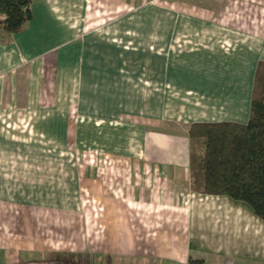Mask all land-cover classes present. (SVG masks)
<instances>
[{"label": "crops", "instance_id": "obj_1", "mask_svg": "<svg viewBox=\"0 0 264 264\" xmlns=\"http://www.w3.org/2000/svg\"><path fill=\"white\" fill-rule=\"evenodd\" d=\"M31 2L0 29V264H264V221L193 192L189 135L248 123L264 1Z\"/></svg>", "mask_w": 264, "mask_h": 264}, {"label": "trees", "instance_id": "obj_2", "mask_svg": "<svg viewBox=\"0 0 264 264\" xmlns=\"http://www.w3.org/2000/svg\"><path fill=\"white\" fill-rule=\"evenodd\" d=\"M31 0H0V29L22 32L32 21ZM193 192L248 205L264 221V63L257 71L247 124L197 123L190 127ZM190 264H204L190 260Z\"/></svg>", "mask_w": 264, "mask_h": 264}, {"label": "rangeland", "instance_id": "obj_3", "mask_svg": "<svg viewBox=\"0 0 264 264\" xmlns=\"http://www.w3.org/2000/svg\"><path fill=\"white\" fill-rule=\"evenodd\" d=\"M249 1H251V0H249ZM258 1H259L260 4H263V1H264V0H258ZM262 7H263V6H262ZM245 264H256V263H245Z\"/></svg>", "mask_w": 264, "mask_h": 264}]
</instances>
